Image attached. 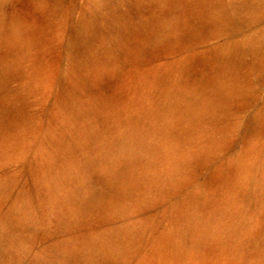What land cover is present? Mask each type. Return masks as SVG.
Here are the masks:
<instances>
[{"label": "rangeland", "instance_id": "374dc122", "mask_svg": "<svg viewBox=\"0 0 264 264\" xmlns=\"http://www.w3.org/2000/svg\"><path fill=\"white\" fill-rule=\"evenodd\" d=\"M0 264H264V0H0Z\"/></svg>", "mask_w": 264, "mask_h": 264}]
</instances>
